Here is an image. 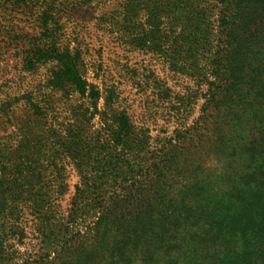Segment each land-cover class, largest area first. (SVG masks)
Segmentation results:
<instances>
[{
  "label": "trees",
  "instance_id": "trees-1",
  "mask_svg": "<svg viewBox=\"0 0 264 264\" xmlns=\"http://www.w3.org/2000/svg\"><path fill=\"white\" fill-rule=\"evenodd\" d=\"M196 12L194 32L179 35L176 50H168L160 36L153 46L159 45L172 71L205 85L197 119L157 147L124 111H117L109 139L97 142L94 156L90 142L79 147L78 133L66 139L65 151L79 157L77 171L94 191L78 188L63 217L49 205L57 177L45 179L39 165H11V187L0 191V264L44 263L45 248L60 249L87 215L95 219L97 249L109 255L104 264H131L129 249L153 254L175 241L177 232L207 225L206 235L216 239L240 234L244 249L232 252L234 264H264V0H214L208 20L204 8ZM36 53L59 62L53 88L69 84L81 95L100 96L82 77L77 54L56 47ZM82 149L84 154L77 152ZM88 168L93 174L87 178ZM221 204L234 212L214 219ZM28 238L37 252L17 262L11 240L23 244Z\"/></svg>",
  "mask_w": 264,
  "mask_h": 264
},
{
  "label": "rangeland",
  "instance_id": "rangeland-1",
  "mask_svg": "<svg viewBox=\"0 0 264 264\" xmlns=\"http://www.w3.org/2000/svg\"><path fill=\"white\" fill-rule=\"evenodd\" d=\"M213 2L0 0V191L11 187V165L16 170L39 165L45 179L57 177L49 205L57 216H66L78 188L89 194L94 191L77 171L79 157L65 151L66 139L78 133L79 147L90 142L94 156L95 146L109 139L117 111H124L137 130H148L154 147L173 136L175 129L193 124L201 113L206 87L172 71L169 59L158 53L159 45L153 46V41L160 36L173 52L179 35L194 32L196 7L204 8L208 20ZM50 47L77 54L82 77L100 96L81 95L69 84L62 90L53 88L50 79L59 62L36 53ZM87 170L88 178L93 173ZM16 182L26 188L24 180ZM234 209L221 204L214 219ZM92 220L91 215L78 219L60 249L45 248L48 258L41 264H104L101 259L109 255L97 249ZM207 226L197 232L195 227L177 232L175 241L153 254L129 249L127 256L131 264H234L232 252L244 249L240 234L216 239L206 235ZM11 242L18 251L17 262L37 252L30 238L23 244Z\"/></svg>",
  "mask_w": 264,
  "mask_h": 264
}]
</instances>
